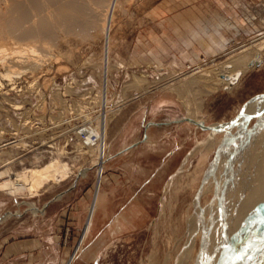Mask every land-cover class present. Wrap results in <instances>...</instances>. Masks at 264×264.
Wrapping results in <instances>:
<instances>
[{
	"label": "rangeland",
	"instance_id": "1",
	"mask_svg": "<svg viewBox=\"0 0 264 264\" xmlns=\"http://www.w3.org/2000/svg\"><path fill=\"white\" fill-rule=\"evenodd\" d=\"M217 14L241 20L239 30H222L228 38L226 45L214 29ZM185 25L203 31L194 36ZM111 33L108 92L100 26L88 36L60 31L54 42L46 35L20 41L0 38V44L8 47L37 48V55L27 49L20 52L23 56L17 52L4 62L0 58V72L10 69L13 73V78L0 76V171L10 165L17 172L61 153L75 172L67 180L46 183L34 195L0 191L4 201L0 207V264H67L72 257L70 264H182L181 260L183 264H211L204 260L209 244L206 224L212 239L211 219L219 216L217 221L222 220L227 193L235 199L240 171L254 172L253 158L264 137V97H257L264 93V46L262 63L245 70L239 65L243 72L232 84L222 80L230 78L223 75V69L228 70L232 60L245 53L252 56L262 44L264 0H121ZM211 35L220 40L217 48L209 47L216 44ZM157 36L166 50H161L154 39ZM14 55L22 61L10 62ZM32 57L40 63L31 66ZM192 79L196 82L191 89L186 84ZM254 98L258 108L246 112V104ZM107 109L110 150L102 189L107 193L108 209L98 214L82 249L74 255L97 182L98 165L92 164L96 152L83 145V130L96 126ZM189 115L208 124L233 122L217 130L222 137L212 148L206 141L207 129L184 126L183 118ZM148 135L150 141H146ZM207 147V162L196 173ZM7 159L12 163L6 164ZM87 166L85 175L75 171ZM255 213L252 223L258 222L261 237H256L257 228L245 232L222 264H250L255 256L257 263L264 251V217L259 221L262 213ZM120 214L122 230L113 223ZM223 222L220 227L225 230ZM24 247L25 256L18 261L13 250Z\"/></svg>",
	"mask_w": 264,
	"mask_h": 264
},
{
	"label": "bare ground",
	"instance_id": "2",
	"mask_svg": "<svg viewBox=\"0 0 264 264\" xmlns=\"http://www.w3.org/2000/svg\"><path fill=\"white\" fill-rule=\"evenodd\" d=\"M120 2H121V0H0V38L10 36L12 38H15L16 41L17 40L20 41V40H28V39L29 40H35L40 35H42V36L46 35V37H49L54 42V40H56L57 37H59L58 35H59L60 31L64 32L66 35H81V34H83V35L88 36L91 34V32L94 29H97L100 26V28L103 32V36H104L103 40H105L104 41L105 51H104V57H103L104 59H103V65H102V68H103L102 72H103L104 80H105V82H104L105 83L104 84L105 90H106V92H108V89H109L108 76H109V70L111 69L110 68V66H111L110 51H111L112 43H114L113 42L114 38L112 37V33H111V27H112V21H113L115 9L119 6ZM48 7H50V9H47ZM46 9L48 10V12ZM44 10H46L47 13ZM43 11L45 12L44 14L42 13ZM254 17L255 16L253 15V18ZM250 19H252V18L250 17ZM216 22L222 27L223 26H228L229 28L236 27L235 23H232L230 20H228V18H224V17L220 16L219 14L216 15ZM195 31L194 32L196 34L201 33V30H199V29L195 30ZM220 38H222V41H221L222 45L223 44L226 45L225 43H226V41H228V38L226 36H224L223 34L220 35ZM47 39L48 38H46V40ZM211 40H213V42L215 40L212 37V35H211ZM215 41H216V43L220 44V42H219L220 40H215ZM260 43H262V44H260V46H258V51L255 52L253 55L250 54L252 56L249 57L248 53L238 55V57L235 56L236 57L235 60H232V61H234V63L233 64L230 63L231 65L229 66V69L228 70L223 69L225 71V72H223V75L230 76V78L225 77V76L222 78V80L225 81L224 83L232 84V83H234L235 79L240 77L241 72H243V71L238 67L239 65L243 64V67L245 70L248 67H252V66L258 65V64L263 62L262 52L260 50L264 46V39ZM211 47L213 48V46H211ZM10 48H11V50H9ZM27 49L34 51V52H32L33 54H35V52L37 51V48H35V46L33 47L32 45H30V47L18 48V47H8L4 44H0V58L4 62L7 59H9L7 57L10 55V53H11V55L13 53L16 54L17 52L22 53V51H24V50L26 51ZM18 55L19 54H17V56ZM35 55H37V54H35ZM35 55H33V56H35ZM14 56L11 60H9L10 62L22 61L21 59H19L20 57H16V56L14 57ZM46 56H43V57H46ZM10 58H11V56H10ZM32 58H34V59H29L28 63L31 66L37 65V63L39 62V61H37L38 59L36 60L35 57H32ZM10 62L8 63L9 65H10ZM172 62L177 63L176 59H173ZM26 63H24V65ZM13 64H15V63H13ZM11 65H12V63H11ZM16 69H17V67H16ZM9 70L6 72H0V76L10 78L11 74H13V73H10L11 71H9ZM13 71H15V70H13ZM16 71H15L16 74H14V75L19 74L18 73L19 68H18V72H16ZM22 71H23V68H22ZM134 80L136 81V79H134ZM189 81L186 84V86L192 89V86L195 84L196 81H194V79H192L191 82H189ZM134 83H138V82L136 81ZM0 84H1V79H0ZM228 87H229V85H228ZM179 88H180V86H179ZM181 92H182V90H181ZM173 93L176 94V92H173ZM180 95H181V93H180ZM175 97H176V95H175ZM105 101L108 102L107 97L105 98ZM18 104L17 103L14 104L15 108L20 107ZM256 105H257V102H255V100L249 101L245 106V111L246 112H252L253 108H255V109L258 108V107L257 108L255 107ZM158 107H161V104H158ZM111 111H113V110H111ZM10 118H11V116H10ZM189 118L194 119L197 122L205 123L206 125H217V124H219L218 122L208 124L206 122V120L203 118L197 119V118H193L189 115V116H184V118H183L184 119L183 122H185V124H186V125L184 124V126H189V125L200 126L197 123L189 120ZM171 120H175V118L171 119ZM91 121L93 122V120H91ZM221 122H225V120L221 121ZM107 124H108V109L106 110V112L103 115H101L99 117V121H98V124L96 126H90V127L87 126V127H85V129L83 128L84 129L83 131H85V135H86V141L83 140V142H82L83 145L88 146L90 151L95 150V152H96L95 153L96 157L94 158L95 161L92 164L98 165L97 166V182H96V193H95L93 202L88 208V218H87L85 229H84V235H83L82 240L80 241L78 247L76 248L74 255H76L77 252L80 249H82L83 241L86 238V236L88 235V233L90 232L91 227L93 226L98 214L100 212H106V209H108L106 207L107 202H108L107 197H106L107 193H106V190L102 189L103 174L105 171V160L107 159V154L110 150L109 142H108V134H107ZM180 125H181V123H180ZM200 127H202V126H200ZM184 128L188 129V127H184ZM207 130H208L209 134L207 136L208 139L206 141H207V143L211 142L210 146H208V147L212 146V148H213V146H215L217 143L220 142L222 136L218 135L219 131H217V130H213V129H207ZM261 135L262 134H260V137H263V135L262 136ZM93 136H94V138H93ZM146 141H150L149 135L147 136ZM257 141H258V139H257ZM259 143L261 144L260 145L261 150L258 154H257L256 148H254L256 151L255 152L256 155H254V158H253V160L255 161L254 162V166H255L254 172L250 173V172L246 171L247 173H245V172L240 171L242 174L240 173L241 179L238 181V183L239 182L240 183L238 184L237 188L235 189L236 191H238L236 193L235 199L233 200L232 196L230 194L228 195V193H227L226 197H225L226 198L225 203L224 204L222 203L224 205L222 216L220 214V216H221L220 219L222 218V220L217 221L219 216L218 217L216 216L215 219L214 218L211 219V220L215 221V222L213 221L214 227H213V229H211V230H213L212 239L210 238L209 231L207 229L209 227L206 224L205 229L207 232H205V233L208 234L207 235V240H208L207 244L208 243L209 244L207 246L205 243V245H206V250L204 249L205 250V252H204L205 256L203 254V256L205 258L204 259L205 262L210 261L211 264H216V263L222 264L224 257L227 254V251H229L231 248H233L236 245V243L242 238V236L245 234V232H247L248 230H255L257 228L258 222L257 223L254 222V224L252 223L253 222L252 218H253L255 211L257 210V213H260V214L262 213L260 216V219L257 216L259 221L261 220V217H264V137L261 138V141ZM153 145H155V144H153ZM250 145H252V143ZM257 146L258 145H256V147ZM208 147L205 148V150L203 151V153L199 159V163L194 169V172L201 173V169L203 168L204 163L207 162V161H205V159L208 157V154H209L208 150H210V148H208ZM57 149H58V147H57ZM58 150H60V149H58ZM244 150H245V148H244ZM60 151H62V150H60ZM258 151H259V149H258ZM252 152H254V151H252ZM60 154H57L55 156L53 155L50 160H48L47 162H44L43 164L33 165L31 167H24L22 170L17 171V172H13V170L11 171V168L9 165L8 167H6V169L0 171V179H1L0 180V191L5 192L7 194H11V195H17V194L23 195V194H27V193L34 195L42 187H44L45 184L48 182H51V181H53V182L58 181L59 182V181L67 180V178L70 177L71 173H75L73 170V167H72L73 164H71V162L63 159ZM172 158H173V156H172ZM11 161L12 160H8L6 162V164L12 163ZM182 164H184V163H182ZM244 166H245V164H244ZM79 167H81V166H79ZM88 167H90V166H87L84 168H79L75 171H77V172L80 171L79 174L85 175L87 172L86 169ZM246 168H248V167H246ZM162 170H161V172H162ZM248 170H250V169H248ZM88 171H89V169H88ZM12 172L14 174H12ZM173 180H174V178H173ZM216 182L218 183V181H216ZM228 200H231L230 203ZM3 202L4 201L2 199H0V207H1V204ZM137 209H139V208H137ZM207 209H208V211H209V209L211 210V206L207 207ZM107 212H108V210H107ZM197 216H194V217L196 218ZM195 218H193V220ZM198 218L201 219V217H198ZM255 218H254V220L256 221ZM203 219H205V218H203ZM113 220L112 221L116 225V228L122 230L124 227V225H123L124 224L123 223V220H124L123 214L115 216V218ZM193 220H191V221H193ZM219 221L220 222L224 221L223 224L225 223V225H226L225 230L221 229L222 227H220ZM200 223H201V221H200ZM204 223H206V222H203L202 224H204ZM212 224H211V226H212ZM189 225H192V223ZM194 228H198V227H194ZM194 228H193V230H194ZM223 228H225V227H223ZM203 229H204V227H203ZM222 230H223V232L225 231L224 234H221ZM258 230H260V229L257 228V236L256 237L261 235V232ZM191 234H192V232H191ZM199 234H198V236H199ZM206 234H205V236H206ZM208 236L210 239L208 238ZM192 237H194L193 234H192ZM200 237H199V239H200ZM205 239L206 238H204V240ZM191 240H192V238H191ZM249 246H251V245H249ZM188 253L190 254V252H188ZM237 253L233 254L231 256V258H233ZM223 254H225V255L222 256ZM238 254H240V252ZM219 256L221 258H219ZM188 257L189 256L187 255V259H188ZM255 257H254V259H255ZM182 258H180V259H182ZM201 258L202 257L200 256L199 259H201ZM71 259H73V257ZM71 259L69 260V262H67V264L71 263ZM183 259L185 261V258H183ZM181 261L183 264V260H181ZM200 261L201 260H199L198 262H200ZM179 264H181V263H179Z\"/></svg>",
	"mask_w": 264,
	"mask_h": 264
},
{
	"label": "crops",
	"instance_id": "3",
	"mask_svg": "<svg viewBox=\"0 0 264 264\" xmlns=\"http://www.w3.org/2000/svg\"><path fill=\"white\" fill-rule=\"evenodd\" d=\"M237 20H235V19H230V18H228V20H230L232 23H235L236 24V27H232V28H235V29H238L239 28V24L238 23H241V20H240V18H236ZM201 21V20H200ZM230 22V23H231ZM213 24V23H212ZM215 24V25H214ZM213 25H214V29L217 31V33H219L220 35L221 34H223V32H222V30L223 29H225V28H228V26H220L217 22H215ZM189 25V24H188ZM188 25H185L186 26V28H188V29H191L192 30V34L194 35V36H196V35H198V34H196L195 32V29H193V28H191L190 26H188ZM199 30H201V31H203V29H199ZM176 31H178V28H176ZM195 31V32H194ZM224 35V34H223ZM155 40H156V42L158 43V45L161 47V50H166V48L164 47V45L162 44V38L161 37H159V36H157V37H155L154 38ZM213 42V41H212ZM213 43H215V42H213ZM219 45V44H218ZM218 45H217V43L216 44H214V45H210L209 47H211V46H213V47H218ZM18 244V243H17ZM22 244V243H21ZM20 245V244H19ZM16 246V245H15ZM25 251H27L26 250V248L24 247V248H20V249H15V250H13V252H14V256L17 258V260L18 261H20L22 258H24L23 256H25Z\"/></svg>",
	"mask_w": 264,
	"mask_h": 264
},
{
	"label": "water",
	"instance_id": "4",
	"mask_svg": "<svg viewBox=\"0 0 264 264\" xmlns=\"http://www.w3.org/2000/svg\"><path fill=\"white\" fill-rule=\"evenodd\" d=\"M257 97H264V93L258 95ZM255 99H256V98H254L253 100H255ZM244 109H245V108H244ZM244 109H243V110H244ZM243 110L241 111L240 115L243 114V112H244ZM189 120H191V121L197 123L198 125L202 126V127L205 128V129H213V130H220V129H222V128L228 127V126L233 122V121H231V122H228V123H225V124L206 125L205 123L197 122V121H195L194 119H191V118H189ZM263 245H264V244H263ZM263 245H261V247L264 248ZM254 261H255V259H254ZM254 261H253V263H250V264H254ZM255 264H264V251L262 252V255H261L260 257H258V261H257V263H255Z\"/></svg>",
	"mask_w": 264,
	"mask_h": 264
}]
</instances>
